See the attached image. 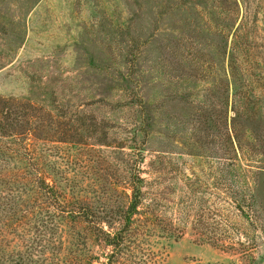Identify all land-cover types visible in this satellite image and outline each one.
<instances>
[{"label": "rangeland", "instance_id": "1", "mask_svg": "<svg viewBox=\"0 0 264 264\" xmlns=\"http://www.w3.org/2000/svg\"><path fill=\"white\" fill-rule=\"evenodd\" d=\"M22 103L39 168H105L68 223L85 264H264V0H0V111ZM100 156L145 178L127 229Z\"/></svg>", "mask_w": 264, "mask_h": 264}, {"label": "trees", "instance_id": "2", "mask_svg": "<svg viewBox=\"0 0 264 264\" xmlns=\"http://www.w3.org/2000/svg\"><path fill=\"white\" fill-rule=\"evenodd\" d=\"M24 107L27 106L22 103V111L19 108L5 113L0 111V138H11V141L0 140V264L72 262L68 258L75 259L78 264H85L79 256L82 254L81 244L84 243L75 241L74 234L77 235V231L73 228L77 227L74 224L69 227L68 223L71 220L93 222L90 218L97 215L81 201H86L85 196L89 195L100 197L99 193L104 188L99 171L105 168L100 164L101 159L95 163L91 159L89 162H73L71 158L66 163L55 158L48 159L39 168V160L36 161L29 154L25 144V132L29 134L31 130L16 133L14 129H9L13 124L19 125L23 117L27 116L28 113L23 114L26 112ZM137 130V133L141 131ZM29 135L36 136L35 133ZM120 151L129 155L123 149ZM100 157L103 159L105 156ZM104 160L117 172L121 169L125 175L129 173L125 181L131 190L130 194L127 193L131 202L123 219L127 229L133 216L139 212L145 178L138 166H130L128 170L127 166H123L125 161L114 163L108 156ZM68 195H72L79 206L68 207V204H72ZM219 227L216 246L223 242L225 234V229ZM9 234H12L11 237ZM106 236L105 241L110 245H119L125 239V233L121 230L113 235L107 232ZM115 240L117 242L114 243Z\"/></svg>", "mask_w": 264, "mask_h": 264}]
</instances>
